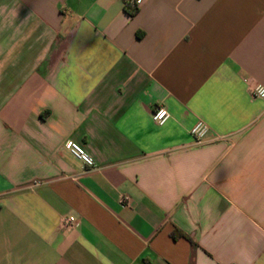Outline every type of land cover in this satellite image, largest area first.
Instances as JSON below:
<instances>
[{"label":"crops","instance_id":"obj_1","mask_svg":"<svg viewBox=\"0 0 264 264\" xmlns=\"http://www.w3.org/2000/svg\"><path fill=\"white\" fill-rule=\"evenodd\" d=\"M255 85L264 0H0V264H264Z\"/></svg>","mask_w":264,"mask_h":264},{"label":"built area","instance_id":"obj_2","mask_svg":"<svg viewBox=\"0 0 264 264\" xmlns=\"http://www.w3.org/2000/svg\"><path fill=\"white\" fill-rule=\"evenodd\" d=\"M127 10H138L139 7L145 2V0H123ZM249 79H245V83L249 84ZM252 95L256 98L264 100V87L261 85H255L252 87ZM171 115L165 107H157L153 112V119L158 125H164ZM191 134L197 143H202L210 134V128L203 121L197 122L191 130ZM64 148L76 159L80 160L87 167L95 168L96 164L94 159L86 152V150L78 143L73 141H67ZM124 202L128 204L129 198L126 197ZM65 225L78 226V222L74 217H70L64 221Z\"/></svg>","mask_w":264,"mask_h":264},{"label":"trees","instance_id":"obj_3","mask_svg":"<svg viewBox=\"0 0 264 264\" xmlns=\"http://www.w3.org/2000/svg\"><path fill=\"white\" fill-rule=\"evenodd\" d=\"M128 12L130 13V15L134 16L137 13V10L129 9Z\"/></svg>","mask_w":264,"mask_h":264}]
</instances>
